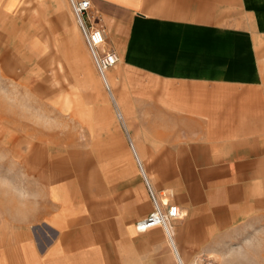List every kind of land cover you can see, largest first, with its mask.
Segmentation results:
<instances>
[{
  "label": "crops",
  "instance_id": "crops-1",
  "mask_svg": "<svg viewBox=\"0 0 264 264\" xmlns=\"http://www.w3.org/2000/svg\"><path fill=\"white\" fill-rule=\"evenodd\" d=\"M9 1L0 16L22 2ZM90 2L123 68L105 75L137 169L106 194L5 188L0 264H264V0ZM138 163L180 210L172 246L160 226L136 229L152 210Z\"/></svg>",
  "mask_w": 264,
  "mask_h": 264
},
{
  "label": "rangeland",
  "instance_id": "rangeland-1",
  "mask_svg": "<svg viewBox=\"0 0 264 264\" xmlns=\"http://www.w3.org/2000/svg\"><path fill=\"white\" fill-rule=\"evenodd\" d=\"M64 3L22 0L0 16V202L5 188L35 181L106 194L110 183L126 181L131 162L137 169L118 109L123 99L108 90L106 75L108 88L101 80Z\"/></svg>",
  "mask_w": 264,
  "mask_h": 264
},
{
  "label": "built area",
  "instance_id": "built-area-1",
  "mask_svg": "<svg viewBox=\"0 0 264 264\" xmlns=\"http://www.w3.org/2000/svg\"><path fill=\"white\" fill-rule=\"evenodd\" d=\"M68 3L83 35L95 67L98 73L103 76V73L107 69L117 64L119 59L118 55L112 50H104L101 48L105 40L104 32L103 29L95 27L92 23L90 0H68ZM138 165L151 199L152 210L146 217L136 222V229L138 231H145L151 227L160 226L163 228L168 241L172 243V233L169 223L171 220L180 218V210L175 204L168 202L160 203L151 189L139 163Z\"/></svg>",
  "mask_w": 264,
  "mask_h": 264
},
{
  "label": "bare ground",
  "instance_id": "bare-ground-1",
  "mask_svg": "<svg viewBox=\"0 0 264 264\" xmlns=\"http://www.w3.org/2000/svg\"><path fill=\"white\" fill-rule=\"evenodd\" d=\"M100 75V74H99ZM101 76V75H100ZM101 80L103 81V83L105 84L106 88H108V80H107V77L105 76V72L103 73V76H101ZM109 89V88H108ZM140 162V160H139ZM141 163V162H140ZM169 196V195H168ZM160 203L164 202V203H167V198L166 197H163L162 199L159 200ZM171 231V229H170ZM173 241V240H172ZM170 245L172 246V243L169 241Z\"/></svg>",
  "mask_w": 264,
  "mask_h": 264
}]
</instances>
